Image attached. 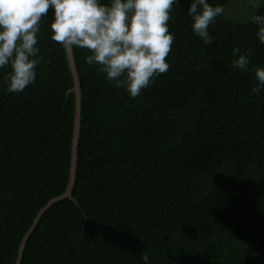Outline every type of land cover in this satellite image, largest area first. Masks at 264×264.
Returning a JSON list of instances; mask_svg holds the SVG:
<instances>
[{
	"label": "trees",
	"instance_id": "1",
	"mask_svg": "<svg viewBox=\"0 0 264 264\" xmlns=\"http://www.w3.org/2000/svg\"><path fill=\"white\" fill-rule=\"evenodd\" d=\"M189 7L180 0L170 12L169 70L136 98L86 63L90 50L73 49L77 204L45 212L22 264H144L142 252L150 264H264V90L253 92L264 44L252 20L224 12L205 45ZM52 11L37 34L35 83L8 93L11 69L0 70V264H17L37 216L70 182L75 84L66 50L51 39ZM237 46L252 53L247 71L233 67Z\"/></svg>",
	"mask_w": 264,
	"mask_h": 264
},
{
	"label": "clouds",
	"instance_id": "2",
	"mask_svg": "<svg viewBox=\"0 0 264 264\" xmlns=\"http://www.w3.org/2000/svg\"><path fill=\"white\" fill-rule=\"evenodd\" d=\"M256 8L264 0H249ZM180 0H0V70L10 67L4 79L6 91L23 92L36 81L38 54L37 34L41 22L52 8L51 39L65 50L88 49L89 65H100L108 81L125 87L132 98L150 87L155 78L169 70L166 62L175 35L169 31L170 12ZM225 12L221 4L209 0H190L187 16L193 33L205 45L213 43L210 25ZM256 37L264 44V14L255 15ZM233 67L247 71L251 51L237 46L232 50ZM257 84L254 93L264 90V68H254ZM123 77V79H121ZM150 264L146 253L140 255Z\"/></svg>",
	"mask_w": 264,
	"mask_h": 264
},
{
	"label": "water",
	"instance_id": "3",
	"mask_svg": "<svg viewBox=\"0 0 264 264\" xmlns=\"http://www.w3.org/2000/svg\"><path fill=\"white\" fill-rule=\"evenodd\" d=\"M67 53V59L69 62V67L74 79V88L70 90L69 95L74 94L76 96V112H75V125H74V139H73V147H72V161H71V171H70V182L68 186L67 192L54 200H52L45 208L41 210L39 215L37 216V219L35 220L33 227L28 232L26 237L23 240V243L20 247L19 251V258L17 260V264H22L23 254L28 242V239L30 235L32 234L33 230L36 228L39 220L42 218V216L45 214V212L52 207L54 204L63 201L65 199H70L74 201L76 204V200L73 197V189L76 181V175H77V165H78V156H79V142H80V133H81V120H82V88H81V82L79 78V72L77 69V65L75 62V56L73 49L66 50Z\"/></svg>",
	"mask_w": 264,
	"mask_h": 264
},
{
	"label": "rangeland",
	"instance_id": "4",
	"mask_svg": "<svg viewBox=\"0 0 264 264\" xmlns=\"http://www.w3.org/2000/svg\"><path fill=\"white\" fill-rule=\"evenodd\" d=\"M228 2L225 15L227 19L235 23H249L260 9L254 7L249 0H228Z\"/></svg>",
	"mask_w": 264,
	"mask_h": 264
}]
</instances>
